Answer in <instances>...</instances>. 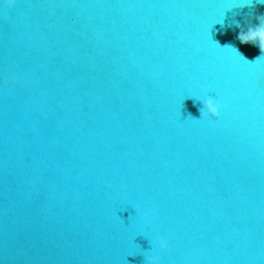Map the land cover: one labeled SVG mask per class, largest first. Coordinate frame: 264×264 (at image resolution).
<instances>
[{
  "label": "water",
  "instance_id": "95a60500",
  "mask_svg": "<svg viewBox=\"0 0 264 264\" xmlns=\"http://www.w3.org/2000/svg\"><path fill=\"white\" fill-rule=\"evenodd\" d=\"M226 7L0 2V264H264V59L212 45ZM249 11L212 35L252 60Z\"/></svg>",
  "mask_w": 264,
  "mask_h": 264
},
{
  "label": "clouds",
  "instance_id": "9594fccd",
  "mask_svg": "<svg viewBox=\"0 0 264 264\" xmlns=\"http://www.w3.org/2000/svg\"><path fill=\"white\" fill-rule=\"evenodd\" d=\"M3 4H12L15 0H0ZM224 3L227 5L224 14L216 19L209 31V38L211 40L212 45H214L217 49L228 50L235 56H237L240 60L244 61L245 63H255L261 59H264V14L253 15L252 11L248 12V16L250 21L254 19L256 21L255 24L248 22L246 26H242L238 21H235V27L239 29L237 34V39L241 44H251L259 49V55L256 56L254 59L249 60L236 46L232 45L231 43H224L221 44L219 40L213 38L212 29L215 25H219L221 28L225 26L226 20V13L233 9H243L248 8L253 10L256 5H264V0H224ZM234 15L236 13H233ZM15 81V77L12 78ZM196 100L200 103V118L195 119L189 115L188 118L192 120H200L204 117H213L219 118L221 115V109L223 107L221 101L216 98L212 97L209 94L205 93L202 96L195 97ZM151 209L144 210L142 212L136 210V215L141 217L142 219H146L150 213ZM151 250L153 247H157L160 250L167 248V241L159 236L154 237L150 240ZM150 250V251H151ZM144 252V253H150ZM145 258L146 264H160V256L159 254H143Z\"/></svg>",
  "mask_w": 264,
  "mask_h": 264
},
{
  "label": "snow or ice",
  "instance_id": "6c2138e0",
  "mask_svg": "<svg viewBox=\"0 0 264 264\" xmlns=\"http://www.w3.org/2000/svg\"><path fill=\"white\" fill-rule=\"evenodd\" d=\"M14 4H15V2L14 3H12V4H3V6L5 7V8H10V7H13L14 6ZM13 78V77H12Z\"/></svg>",
  "mask_w": 264,
  "mask_h": 264
}]
</instances>
